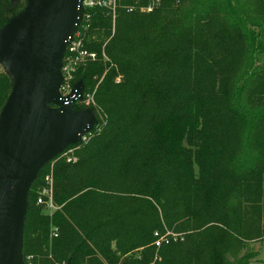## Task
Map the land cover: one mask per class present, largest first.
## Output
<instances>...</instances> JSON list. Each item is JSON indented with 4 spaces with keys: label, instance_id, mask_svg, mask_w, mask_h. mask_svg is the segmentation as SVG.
I'll return each mask as SVG.
<instances>
[{
    "label": "trees",
    "instance_id": "trees-1",
    "mask_svg": "<svg viewBox=\"0 0 264 264\" xmlns=\"http://www.w3.org/2000/svg\"><path fill=\"white\" fill-rule=\"evenodd\" d=\"M147 1L88 11L96 57L67 82L94 123L29 185L24 264H264V0ZM26 4L0 0V27ZM11 88L0 70V112Z\"/></svg>",
    "mask_w": 264,
    "mask_h": 264
},
{
    "label": "water",
    "instance_id": "water-1",
    "mask_svg": "<svg viewBox=\"0 0 264 264\" xmlns=\"http://www.w3.org/2000/svg\"><path fill=\"white\" fill-rule=\"evenodd\" d=\"M79 14V0H27L0 27V61L12 82L0 112V264H24L26 196L37 172L94 123L89 110L69 108L81 81L70 96L59 95L63 46Z\"/></svg>",
    "mask_w": 264,
    "mask_h": 264
},
{
    "label": "built area",
    "instance_id": "built-area-1",
    "mask_svg": "<svg viewBox=\"0 0 264 264\" xmlns=\"http://www.w3.org/2000/svg\"><path fill=\"white\" fill-rule=\"evenodd\" d=\"M117 0H79V10L80 14L78 16V21L75 24L74 32L68 37L63 46V52L61 57V65L62 66V83L59 88L60 97H68L71 95L73 89L70 94H67V90L70 89L68 84V79L70 78V73L75 71V69L85 63L86 61L94 60L96 55L93 52H90L84 47L83 43V30L88 26L86 24V20L89 17L88 11L91 8H101V9H114ZM160 0H148L146 5L141 6L139 11L150 13L152 12L159 4ZM131 10V9H129ZM114 12V10H113ZM60 72V74H61ZM74 88V87H73ZM90 131V130H89ZM88 131V132H89ZM87 132V133H88ZM86 134V133H85ZM84 134V135H85ZM82 135L83 137H85ZM80 136V138L82 137ZM81 140V139H80ZM66 154L63 151V155ZM67 162L74 161V158L68 156L66 158ZM46 185L41 190V195L37 198L38 205H44L46 209L51 212L55 209V206L52 202V180L51 175L46 177ZM56 229L53 231L52 235L56 236ZM155 241L154 244L156 247L161 246L162 244H169L171 241H176L178 239V235L170 232H155Z\"/></svg>",
    "mask_w": 264,
    "mask_h": 264
},
{
    "label": "rangeland",
    "instance_id": "rangeland-1",
    "mask_svg": "<svg viewBox=\"0 0 264 264\" xmlns=\"http://www.w3.org/2000/svg\"><path fill=\"white\" fill-rule=\"evenodd\" d=\"M27 1V0H26ZM62 68V66L60 67V72H61V69ZM0 70H6V68H5V66H4V64L0 61ZM61 75H62V72H61ZM73 87L74 86H71V85H69V87H67V89L68 88H70V89H68L67 90V94H70L71 93V90L73 89ZM83 95V94H82ZM81 95V97L77 100L79 103H82V104H84L85 106H89V103L91 102V100H90V95H88V94H85V97H83ZM70 108V107H69ZM88 110V109H87ZM85 111V110H84ZM92 118H93V116H92V114L90 115ZM92 128V127H91ZM90 128V129H91ZM85 137H81L80 139L81 140H85V138L87 137V133L84 135ZM66 151V152H65ZM64 152L66 153V154H64V155H62L63 156V158H67L68 156H74V152H75V148H72L71 147V145L70 146H68V147H66L65 148V150H64ZM52 161V160H51ZM50 162V161H49ZM48 162V163H49ZM51 167V166H50ZM39 195H41V191H40V193H39ZM165 233L166 232H169V231H167V230H165L164 231ZM163 232V233H164ZM171 233V232H170ZM174 234H176V235H178L177 233H174ZM180 235V234H179ZM251 246H253L252 247V249H254L255 251H257V253H258V255H257V257H256V259H261V260H263L264 261V242H261V243H258V242H256V243H254V244H252Z\"/></svg>",
    "mask_w": 264,
    "mask_h": 264
}]
</instances>
